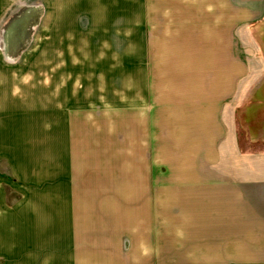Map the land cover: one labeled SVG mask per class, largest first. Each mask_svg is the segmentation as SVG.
<instances>
[{"label":"crops","instance_id":"0c3cea01","mask_svg":"<svg viewBox=\"0 0 264 264\" xmlns=\"http://www.w3.org/2000/svg\"><path fill=\"white\" fill-rule=\"evenodd\" d=\"M0 56V264H264V0H0Z\"/></svg>","mask_w":264,"mask_h":264},{"label":"rangeland","instance_id":"374dc122","mask_svg":"<svg viewBox=\"0 0 264 264\" xmlns=\"http://www.w3.org/2000/svg\"><path fill=\"white\" fill-rule=\"evenodd\" d=\"M38 46H39V42L37 40L34 41V51H36V53H35L36 56L38 55V51H39ZM34 51H32V52H34ZM26 54H29V53H26ZM0 58H1V56H0ZM34 62H35L34 64H37L38 59H36V61L34 60ZM35 70L36 69H34V71ZM248 115L250 116L249 112H248ZM249 116H248V118H249ZM245 120H246V115H244L242 113L240 115H238V125H239L238 135H239V137H237V138H238L239 144L242 146V149L246 150V151H252V152L264 151V140L256 141V142L253 141V140H251L252 142L248 141V138H247L248 137V132L246 131V129L244 127V126L247 125ZM258 121L259 120L255 119V123H256L255 124V128H253L252 129L253 131H251L252 134L255 135V136L259 135L260 134L259 131L262 130L261 129L262 126H259ZM7 172L8 171H7L6 167L4 165L0 164V176L6 177L7 176ZM254 251L255 252L251 251V256H256V257L259 256V252L260 251L259 250H254Z\"/></svg>","mask_w":264,"mask_h":264},{"label":"bare ground","instance_id":"6f19581e","mask_svg":"<svg viewBox=\"0 0 264 264\" xmlns=\"http://www.w3.org/2000/svg\"><path fill=\"white\" fill-rule=\"evenodd\" d=\"M4 40V39H3Z\"/></svg>","mask_w":264,"mask_h":264}]
</instances>
